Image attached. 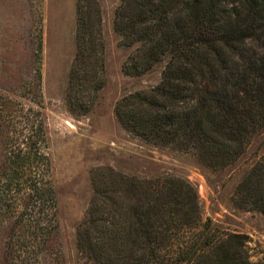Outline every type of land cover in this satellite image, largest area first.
Returning <instances> with one entry per match:
<instances>
[{
    "label": "trees",
    "instance_id": "16d2710c",
    "mask_svg": "<svg viewBox=\"0 0 264 264\" xmlns=\"http://www.w3.org/2000/svg\"><path fill=\"white\" fill-rule=\"evenodd\" d=\"M114 28L133 47L127 75L163 63L158 84L117 100L124 129L193 153L213 170L236 163L264 129V0H120ZM105 53L100 7L79 0L66 90L71 111L91 110L107 82ZM0 108L10 113L4 103ZM24 110L17 124L0 119L5 262L63 264L46 126L41 109ZM92 180L94 194L77 228L83 264H264L251 260L246 235L203 221L199 195L185 179L102 166ZM233 202L264 213V155L244 174Z\"/></svg>",
    "mask_w": 264,
    "mask_h": 264
},
{
    "label": "rangeland",
    "instance_id": "374dc122",
    "mask_svg": "<svg viewBox=\"0 0 264 264\" xmlns=\"http://www.w3.org/2000/svg\"><path fill=\"white\" fill-rule=\"evenodd\" d=\"M84 1L89 9L97 3L101 10L107 82L91 110L77 113L68 107L66 90L77 53L79 0H0V105L11 113L0 108V119L17 124L23 119L22 107L27 114L31 108L41 109L63 264H83L77 228L94 194L93 172L102 166L142 178L185 179L199 195L203 221L211 219L222 231L246 235L251 260L264 262V213L233 202L244 174L264 155V129L236 163L219 170L205 166L193 153L150 144L128 132L115 115L117 100L158 84L163 63L142 75H127L123 65L133 47L122 44L114 28L120 0ZM4 141L0 126V164ZM6 235V228H0V264H6Z\"/></svg>",
    "mask_w": 264,
    "mask_h": 264
}]
</instances>
